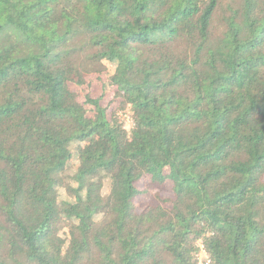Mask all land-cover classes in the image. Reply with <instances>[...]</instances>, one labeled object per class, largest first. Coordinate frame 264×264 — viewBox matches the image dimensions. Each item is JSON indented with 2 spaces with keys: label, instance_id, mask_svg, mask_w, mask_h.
Instances as JSON below:
<instances>
[{
  "label": "trees",
  "instance_id": "obj_1",
  "mask_svg": "<svg viewBox=\"0 0 264 264\" xmlns=\"http://www.w3.org/2000/svg\"><path fill=\"white\" fill-rule=\"evenodd\" d=\"M201 250L264 264V0H0V264Z\"/></svg>",
  "mask_w": 264,
  "mask_h": 264
},
{
  "label": "rangeland",
  "instance_id": "obj_2",
  "mask_svg": "<svg viewBox=\"0 0 264 264\" xmlns=\"http://www.w3.org/2000/svg\"><path fill=\"white\" fill-rule=\"evenodd\" d=\"M110 73L112 74L111 69H110ZM106 74L107 73L96 74V75L94 74V76H91L87 79L89 85H86L83 88L71 85L70 89L73 92L78 93L82 98L84 97V95L88 94L89 92H91L93 97H95V98L99 97L103 92V89H102L103 82H106V80L108 79V75H106ZM111 99H112L111 94L106 95L104 97L103 104L106 105L107 103H109L111 101ZM111 104H112V106L110 107V110H115L118 107L117 104L114 105L113 101L111 102ZM110 110H109V114H111V112H112ZM119 116H120L122 122L125 123V127L127 129H130L131 128V122H130L128 114L124 113V112H119ZM138 187H139V190H143L144 189V182L142 181L140 184H138ZM161 190L162 191H161L160 196L162 198H170L171 197L172 192H171L170 184L164 185ZM151 199H152L151 195L141 196V197L137 198L136 205H137L138 212L143 210L149 203H151L150 202ZM198 245L202 248V242L201 241L198 242ZM206 259H207L206 254L201 250V252L198 255V264H205L207 261Z\"/></svg>",
  "mask_w": 264,
  "mask_h": 264
}]
</instances>
